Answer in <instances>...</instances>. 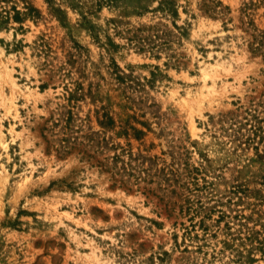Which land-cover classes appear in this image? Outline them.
<instances>
[{"label":"rangeland","instance_id":"1","mask_svg":"<svg viewBox=\"0 0 264 264\" xmlns=\"http://www.w3.org/2000/svg\"><path fill=\"white\" fill-rule=\"evenodd\" d=\"M261 35L264 0H0V264H264Z\"/></svg>","mask_w":264,"mask_h":264},{"label":"trees","instance_id":"2","mask_svg":"<svg viewBox=\"0 0 264 264\" xmlns=\"http://www.w3.org/2000/svg\"><path fill=\"white\" fill-rule=\"evenodd\" d=\"M166 3L168 2V1H165ZM31 9H33V8H31ZM35 10V9H34ZM36 11V10H35ZM173 11V10H172ZM20 12L18 11V10H15L14 9V15L12 16V19L14 20V21H17V22H20L22 19H21V17H20ZM263 38H264V36L263 35H261L260 36V39H259V41L257 42V44H256V46H254L253 48H252V50H253V52H258V51H263L264 50V42L262 41L263 40Z\"/></svg>","mask_w":264,"mask_h":264}]
</instances>
